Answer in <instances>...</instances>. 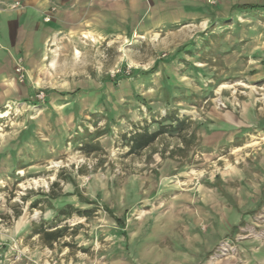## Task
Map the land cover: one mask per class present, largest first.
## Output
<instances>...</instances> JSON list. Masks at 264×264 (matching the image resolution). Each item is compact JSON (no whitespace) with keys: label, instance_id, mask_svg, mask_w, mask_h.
<instances>
[{"label":"rangeland","instance_id":"374dc122","mask_svg":"<svg viewBox=\"0 0 264 264\" xmlns=\"http://www.w3.org/2000/svg\"><path fill=\"white\" fill-rule=\"evenodd\" d=\"M53 2L66 12L58 40L46 46L58 89L0 107V264L98 258L122 236L119 218L129 229L172 185L183 190L189 175L197 183L232 157L242 162L244 152L231 150L264 130V57L254 53L264 10H199L191 0ZM167 113L184 120L182 129L130 150L131 136L169 124ZM42 224L65 226L63 236L50 244L32 234ZM263 231L264 205L219 241L207 264L222 244L234 251L216 261L239 257L245 241L264 242Z\"/></svg>","mask_w":264,"mask_h":264},{"label":"crops","instance_id":"0c3cea01","mask_svg":"<svg viewBox=\"0 0 264 264\" xmlns=\"http://www.w3.org/2000/svg\"><path fill=\"white\" fill-rule=\"evenodd\" d=\"M17 1L21 5L10 8ZM53 1L0 0V107L28 104L38 90L58 89V84L48 80L56 59L49 60L46 46L50 40H58L56 28L66 12L57 8L52 21L45 22L44 15ZM215 1V5L208 0H191L190 4L199 10L207 7L227 13L264 10L240 9L244 4H260L259 0ZM255 27L260 28L256 35L262 36L264 24L258 22ZM259 42L261 46L254 53L264 57V39ZM16 57L24 60V82L15 73ZM260 120L264 127V117ZM245 124L249 125L247 121ZM250 142L230 152L243 151L242 162L229 155L231 159L223 168L210 175L200 174L197 183L189 175L185 189L175 190L173 185L167 188L170 192L150 210L131 219L129 229L119 218L122 236L103 248L98 258L75 254L67 264H207L219 241L264 205V130ZM241 246L239 257L216 264L264 263V242L247 240Z\"/></svg>","mask_w":264,"mask_h":264},{"label":"trees","instance_id":"16d2710c","mask_svg":"<svg viewBox=\"0 0 264 264\" xmlns=\"http://www.w3.org/2000/svg\"><path fill=\"white\" fill-rule=\"evenodd\" d=\"M264 5L260 4H244L240 6V9L248 10V9H259L263 8ZM157 66V64H155ZM165 88L168 90V93L172 92V86L170 84H166ZM162 121H169V124L162 125L159 130L155 132H149L148 129H145L143 132L139 133L136 132L134 135L131 136L130 140V150H141L147 146H149L160 134H163L167 131H173L177 129H182V125L184 123V120H180L178 118H175V114H166L164 118H162ZM176 121L175 128H173V122ZM52 226L46 227L43 224L40 226H35V228L32 231V234H41L44 236L46 241L48 243H53L54 241H57L60 237L63 236L65 231V226L51 229Z\"/></svg>","mask_w":264,"mask_h":264},{"label":"built area","instance_id":"2783aa9c","mask_svg":"<svg viewBox=\"0 0 264 264\" xmlns=\"http://www.w3.org/2000/svg\"><path fill=\"white\" fill-rule=\"evenodd\" d=\"M20 5H21L20 2L17 1L15 3L11 4L10 8L14 9V8L19 7ZM55 10H56V8L52 7L51 10L44 15V21L45 22H50L51 21L52 14H53V12ZM15 60H16L15 73L17 75V78H18V80L20 82H24V80L26 79V76H27L26 68H25V65H24V60L21 57H16ZM37 97L42 99L44 97V92H40L39 94H37ZM263 232L261 233L262 235H264ZM219 250H220V253H216L215 255H213L211 257V263L212 264L214 263V261H216L220 257L225 256V255L229 254L230 252L234 251L233 247H231L228 244H222V246L220 247Z\"/></svg>","mask_w":264,"mask_h":264},{"label":"bare ground","instance_id":"6f19581e","mask_svg":"<svg viewBox=\"0 0 264 264\" xmlns=\"http://www.w3.org/2000/svg\"><path fill=\"white\" fill-rule=\"evenodd\" d=\"M2 116H3V114L0 115V117H2Z\"/></svg>","mask_w":264,"mask_h":264}]
</instances>
